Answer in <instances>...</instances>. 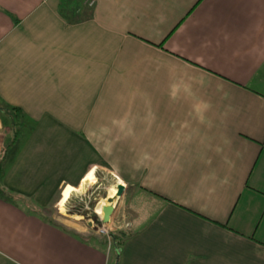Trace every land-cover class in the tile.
<instances>
[{
	"label": "crops",
	"instance_id": "obj_1",
	"mask_svg": "<svg viewBox=\"0 0 264 264\" xmlns=\"http://www.w3.org/2000/svg\"><path fill=\"white\" fill-rule=\"evenodd\" d=\"M0 102V264H264V0H0ZM100 172L120 246L48 218Z\"/></svg>",
	"mask_w": 264,
	"mask_h": 264
},
{
	"label": "rangeland",
	"instance_id": "obj_2",
	"mask_svg": "<svg viewBox=\"0 0 264 264\" xmlns=\"http://www.w3.org/2000/svg\"><path fill=\"white\" fill-rule=\"evenodd\" d=\"M12 121L20 124L21 118H13V120L11 118L9 123V119L6 117L4 125H9L12 123ZM3 156V154L0 156V167ZM95 181L90 185V187L85 190L86 192L81 191L82 194L78 193L80 195L72 197V201H70V203L66 205L65 212L60 211V202H58V207L51 208L49 211H47L48 218L64 223L66 224V226H69L72 230H85L87 231V235L89 237L96 238L101 241H108L106 237L98 234L96 231V228L100 224V217L95 213V211L98 204L104 201L106 203L113 204V206H115L116 210H118L119 212H123V208H125L123 207V196L118 198V181L112 175H109L105 172H100L98 174L97 180ZM127 190L128 189L125 186V191ZM90 223L93 224V227H89L88 224ZM120 226L121 225H118V227ZM111 229H113V231L111 232V241L113 245L116 242L114 237H122L121 234H123V232L125 231L116 230L114 225L111 226Z\"/></svg>",
	"mask_w": 264,
	"mask_h": 264
},
{
	"label": "bare ground",
	"instance_id": "obj_3",
	"mask_svg": "<svg viewBox=\"0 0 264 264\" xmlns=\"http://www.w3.org/2000/svg\"><path fill=\"white\" fill-rule=\"evenodd\" d=\"M96 177H95V175H92L89 179H88V181H87V183H86V185L84 186V188H82L81 190H77V189H75V188H72V187H68V188H66L64 191H63V194H62V197H61V200H60V204H59V206H60V211L62 212H65V208H66V205L68 204V202L71 200V198H72V196L74 195V194H78V193H80L81 191H83L85 188H86V186H88V184H92V183H94V181L96 180L95 179ZM121 181V180H120ZM96 182V181H95ZM96 184V183H95ZM120 185H123L122 184V181L120 182ZM86 192V191H85ZM109 200V199H108ZM105 201H107V200H105ZM106 205V202H104V201H102V202H100L99 204H98V206H97V208H96V211H95V213L100 217V218H103L104 217V213H103V208H104V206ZM113 205V204H112Z\"/></svg>",
	"mask_w": 264,
	"mask_h": 264
},
{
	"label": "water",
	"instance_id": "obj_4",
	"mask_svg": "<svg viewBox=\"0 0 264 264\" xmlns=\"http://www.w3.org/2000/svg\"><path fill=\"white\" fill-rule=\"evenodd\" d=\"M117 196L118 198L122 197L124 195V192H125V186L124 185H119L117 187ZM115 210H116V207L113 206L112 204L110 203H106V205L104 206L103 208V213H104V217H103V224L107 225L111 222L112 220V217L115 213ZM90 226L92 227L93 224L90 223Z\"/></svg>",
	"mask_w": 264,
	"mask_h": 264
},
{
	"label": "built area",
	"instance_id": "obj_5",
	"mask_svg": "<svg viewBox=\"0 0 264 264\" xmlns=\"http://www.w3.org/2000/svg\"><path fill=\"white\" fill-rule=\"evenodd\" d=\"M92 5H93V3H92ZM102 220H103V218H100V224L96 228V231L98 234L107 238V240H108L107 243L109 244V247H111L112 246L111 232L113 231V229H111V226L113 224L112 223L113 221L111 220V222L109 224L105 225V224H103Z\"/></svg>",
	"mask_w": 264,
	"mask_h": 264
},
{
	"label": "trees",
	"instance_id": "obj_6",
	"mask_svg": "<svg viewBox=\"0 0 264 264\" xmlns=\"http://www.w3.org/2000/svg\"><path fill=\"white\" fill-rule=\"evenodd\" d=\"M2 109H5L6 111H8V112H10V113H12L13 114V118H18V117H20L21 118V116H20V110H18V109H15V108H9V107H7V106H5V107H3V105H2V103L0 102V110H2ZM15 124V126L16 125H19L17 122H14ZM96 218V217H95ZM97 219V218H96ZM100 222V221H99ZM121 236L122 237H120V238H117V237H114V239L116 240V242H115V244L116 245H118V246H120L121 244H122V242H123V240L127 237V235H125V234H121ZM122 240V241H121Z\"/></svg>",
	"mask_w": 264,
	"mask_h": 264
}]
</instances>
